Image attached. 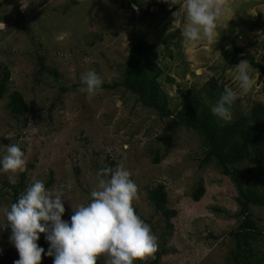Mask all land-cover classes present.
I'll list each match as a JSON object with an SVG mask.
<instances>
[{"label": "rangeland", "instance_id": "obj_1", "mask_svg": "<svg viewBox=\"0 0 264 264\" xmlns=\"http://www.w3.org/2000/svg\"><path fill=\"white\" fill-rule=\"evenodd\" d=\"M154 1L142 0L143 11L134 13L125 0H85L65 14L67 0H0V69L9 68L10 90L21 92L30 108L15 117L7 108V95L0 100V160L9 145L19 144L28 161L24 172L0 171V182L12 176L17 184L24 173L28 187L35 180L48 182L52 173L49 189L63 187L62 219L70 222L74 207L91 201L101 178L98 172L111 162L123 164L138 186L133 206L142 218H152L158 248L166 250L160 264H232L230 233L241 221L237 191L215 161L201 166V139L176 116L183 105L178 86L195 92L215 78L236 94L235 114H247L257 103L264 104V72L239 59L231 45L246 48L264 64V0H228L215 42L195 44L181 36L186 22L182 8L172 13L156 10L140 19ZM140 39L164 69L160 82L174 110L170 117L144 107L123 87L89 95L84 87L75 86L89 70H95L103 83L121 81L128 51ZM39 54L58 69L59 80L39 74ZM241 60L248 61L253 79L248 92L236 79ZM167 76L175 83H168ZM156 153L159 163H154ZM157 184L166 188L167 208L176 211L170 221L148 197ZM200 184L206 191L196 201L193 195ZM4 192L0 183V222H5L2 209L12 204V197ZM251 212L264 231V207L252 206ZM10 231L0 228V250L11 241ZM37 243L53 264L45 233ZM255 249L264 257V237ZM12 255L10 264L19 259L17 251ZM152 258L134 264H148ZM104 261L102 256L98 264Z\"/></svg>", "mask_w": 264, "mask_h": 264}, {"label": "clouds", "instance_id": "obj_2", "mask_svg": "<svg viewBox=\"0 0 264 264\" xmlns=\"http://www.w3.org/2000/svg\"><path fill=\"white\" fill-rule=\"evenodd\" d=\"M163 2L170 8L179 5L184 10L186 22L181 36L185 42H215L218 21L227 10L228 0ZM236 69L239 87L244 92L250 91L253 79L248 61L241 60ZM81 83L85 86L82 91L95 95L103 80L95 70H89L82 74ZM236 99L234 91L226 88L210 106L211 113L226 123L231 122ZM27 163L19 144H11L0 160V171L24 172ZM98 176L101 178L91 192V201L74 207L70 222L62 219L66 211L63 187L49 189L41 180H35L16 202L2 209L5 222H0V228H10V240L19 253L14 264H41L45 254V249L37 243L41 233L46 234L50 243L47 255L54 256L53 264H98L102 256L104 264H134L154 256L158 237L135 211L133 201L137 198L138 186L131 179L132 173L123 164H117L114 169H101ZM9 182L14 184L15 179L9 176Z\"/></svg>", "mask_w": 264, "mask_h": 264}, {"label": "trees", "instance_id": "obj_3", "mask_svg": "<svg viewBox=\"0 0 264 264\" xmlns=\"http://www.w3.org/2000/svg\"><path fill=\"white\" fill-rule=\"evenodd\" d=\"M85 0H67L63 7L66 14L73 7L79 6ZM132 12L143 11L142 0H125ZM138 10H134L133 6ZM180 9L179 5L169 7L163 0L151 3L145 12H142L140 19L153 15L156 10H163L172 13ZM235 55H241L239 59H247L254 68L264 72V64L255 60L254 55L244 47L231 42ZM39 74L48 75L56 80L60 79L58 69L50 67L45 62V56L37 55ZM164 75V69L148 54L147 45L140 39L131 46L128 51L127 61L122 72V80L111 84L103 83L100 89L125 90L134 94L137 101L144 107L153 109L162 118L173 115L174 110L170 106V98L163 89L160 82ZM11 71L8 67L0 69V100L7 95V108L15 117H21L29 112V105L23 94L17 90H10ZM166 81L174 84L175 80L171 76L166 77ZM76 87H85L81 82L75 83ZM225 87L219 85L215 78H211L200 90L186 92L178 86L183 105L176 113L178 122L188 129L193 130L201 139L203 158L201 166L215 161L221 168L224 175L231 178L237 191V203L239 205L240 224L237 229L230 233L233 248L231 250L232 264H264V257L255 249L258 240L264 237V231L260 230L254 214L251 212L252 206L264 207V104L257 103L247 114L236 112V102L232 105L234 117L231 122H224L210 111V106L214 105L224 93ZM67 90V87H61ZM7 142V141H6ZM161 158L156 153L154 163H159ZM247 163V166L242 165ZM115 162L107 167L115 168ZM22 179L17 184H11L7 180H2L4 195L12 197V203L16 202L22 192L26 190ZM132 178V176H131ZM54 183L53 174L45 182L46 188ZM203 184L196 189L193 197L199 201L205 194ZM148 197L157 212L164 215L166 221H170L176 216V211L167 208L168 193L163 184H157L148 192ZM136 213L139 215L137 209ZM140 216V215H139ZM141 217V216H140ZM142 218V217H141ZM153 227L151 219H144ZM156 235V233H154ZM11 231L7 233L10 238ZM157 236V235H156ZM13 251H17L11 241L6 242L4 249L0 250V264H10L13 262ZM165 249H157L152 260L148 264H160ZM19 258V255L17 256ZM41 264H50L46 256H42Z\"/></svg>", "mask_w": 264, "mask_h": 264}, {"label": "water", "instance_id": "obj_4", "mask_svg": "<svg viewBox=\"0 0 264 264\" xmlns=\"http://www.w3.org/2000/svg\"><path fill=\"white\" fill-rule=\"evenodd\" d=\"M197 74H200V71L199 70L197 71Z\"/></svg>", "mask_w": 264, "mask_h": 264}]
</instances>
